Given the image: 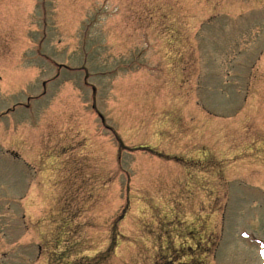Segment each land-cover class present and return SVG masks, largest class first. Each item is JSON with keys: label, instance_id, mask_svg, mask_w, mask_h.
Here are the masks:
<instances>
[{"label": "rangeland", "instance_id": "rangeland-1", "mask_svg": "<svg viewBox=\"0 0 264 264\" xmlns=\"http://www.w3.org/2000/svg\"><path fill=\"white\" fill-rule=\"evenodd\" d=\"M0 264H264V0H0Z\"/></svg>", "mask_w": 264, "mask_h": 264}]
</instances>
